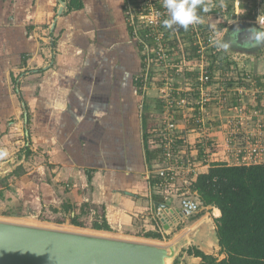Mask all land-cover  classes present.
I'll use <instances>...</instances> for the list:
<instances>
[{
  "label": "crops",
  "instance_id": "crops-1",
  "mask_svg": "<svg viewBox=\"0 0 264 264\" xmlns=\"http://www.w3.org/2000/svg\"><path fill=\"white\" fill-rule=\"evenodd\" d=\"M126 1L82 0V8L68 12L64 2L58 13L60 0H0V170L9 169L6 176L19 165L26 169L9 192L37 213L69 202L72 214L92 220L104 206L110 230L100 231L154 242L159 239L143 234L167 233L186 219L175 190L192 176L179 172L167 200L151 182L158 178L159 155L148 161L146 148L154 149L162 106L157 96L146 98L156 86H143L142 49L127 24ZM232 58L264 70V56L253 64ZM241 95L233 89L229 102L236 104ZM241 98L260 113L232 118L233 111L212 108L208 155L199 147L194 118H175L195 166L193 179L215 162L239 164L249 138L259 150L252 156L264 163V131L249 137L264 118L263 106L251 95ZM159 207L167 213L164 221ZM206 208L213 220L220 215L218 208Z\"/></svg>",
  "mask_w": 264,
  "mask_h": 264
},
{
  "label": "built area",
  "instance_id": "built-area-1",
  "mask_svg": "<svg viewBox=\"0 0 264 264\" xmlns=\"http://www.w3.org/2000/svg\"><path fill=\"white\" fill-rule=\"evenodd\" d=\"M203 3L209 11L202 12L199 24L189 26L184 34L180 33L179 26L174 25V32L169 35L161 29L164 17H168L163 0H127L125 4L127 24L142 49L143 86H156L157 99L162 106L160 118L163 121L154 130L151 143L154 148L159 149L156 185L162 190L163 200H167L172 193L179 172L192 176L188 180L184 177L182 188L176 187L175 190L180 196L181 219L197 213L200 201L194 192L189 191V184L194 180L195 166L185 147V138L177 132L175 118H194L199 147L208 155L211 154L213 145V127L206 118H213L210 113L212 108L233 111L232 118H251L260 111L254 107L247 109L241 98L242 95H251L264 109V70L255 74L251 68L236 64L231 55H228V64L215 60L213 72L207 68L208 59L217 50L211 41L222 37L233 23L249 21L264 28V0H203ZM241 9L248 10L250 18H240ZM213 19H218V25L221 24L222 28L215 25ZM188 46L193 50L186 52ZM241 68L244 71L240 76L243 84L236 80L239 77H235L233 73ZM231 80L235 82L232 83ZM233 89L242 94L237 96L236 104L229 102V94ZM262 130L264 131V118H258L249 137H257L258 131ZM230 139L231 137L227 138L229 149ZM250 143L249 138V148L238 160L239 164L259 163L251 154L259 151L257 145L255 143L251 146ZM162 211L164 209L159 207L156 214L162 216Z\"/></svg>",
  "mask_w": 264,
  "mask_h": 264
},
{
  "label": "trees",
  "instance_id": "trees-1",
  "mask_svg": "<svg viewBox=\"0 0 264 264\" xmlns=\"http://www.w3.org/2000/svg\"><path fill=\"white\" fill-rule=\"evenodd\" d=\"M66 3V11L82 8V0H62ZM200 11V16L202 17ZM242 19L250 18V12L245 9L239 11ZM168 17H164L167 19ZM163 19V20H164ZM166 35L173 34V29H166L161 25ZM180 33H185L179 27ZM186 52L193 48L188 46ZM225 52V53H224ZM218 60L228 64L226 51L216 50L207 61L208 70H212L213 62ZM223 66V64H221ZM236 72V73H235ZM234 73L240 84L243 80V68ZM255 73V71L253 70ZM250 74V73H249ZM256 74V73H255ZM245 75V74H244ZM252 75V74H251ZM255 77V75H252ZM234 83V80H231ZM257 82V81H256ZM181 141V140H180ZM148 161L159 155V149L152 151L146 148ZM26 173V169L19 165L9 174L0 178V215L7 217H20L31 214L23 204L4 203L5 193L10 190V183L16 177ZM158 178L152 179L154 183ZM189 191L194 192L203 207L213 206L220 210V215L214 219L221 245V253L225 256L220 260L211 255H205L200 250L195 254L202 257L200 264H264V163L234 164L215 162L207 171L198 173L189 184ZM71 203L62 202L59 208L50 206L48 214L44 209L35 213L38 219L48 220L57 224L68 222L80 228L95 230H110L107 223L104 206L96 208L92 220L71 213ZM202 213L193 215L191 220L198 219ZM82 217V218H81ZM145 237L162 239L161 233L148 231Z\"/></svg>",
  "mask_w": 264,
  "mask_h": 264
},
{
  "label": "water",
  "instance_id": "water-1",
  "mask_svg": "<svg viewBox=\"0 0 264 264\" xmlns=\"http://www.w3.org/2000/svg\"><path fill=\"white\" fill-rule=\"evenodd\" d=\"M60 1L58 13L64 7V1ZM237 28L240 29L238 43L233 41L226 52L236 58L261 55L264 44L242 46L249 29L260 27L253 22L237 21L222 37L229 39ZM159 217L164 221L166 211ZM192 246L205 255L221 254L211 216H203L167 244L0 219V264H200L201 256L187 252Z\"/></svg>",
  "mask_w": 264,
  "mask_h": 264
},
{
  "label": "clouds",
  "instance_id": "clouds-1",
  "mask_svg": "<svg viewBox=\"0 0 264 264\" xmlns=\"http://www.w3.org/2000/svg\"><path fill=\"white\" fill-rule=\"evenodd\" d=\"M163 7L168 12V18L162 21L163 27L173 29V26L182 27L185 31L189 26L196 25L201 22L200 11L207 13L209 9L204 6L203 0H163ZM240 29L237 28L231 33L229 39L217 37L211 41V44L217 50L227 51L232 47V42L238 43V34ZM264 44V28L259 30L249 29V35L245 39L242 46L256 47Z\"/></svg>",
  "mask_w": 264,
  "mask_h": 264
},
{
  "label": "rangeland",
  "instance_id": "rangeland-1",
  "mask_svg": "<svg viewBox=\"0 0 264 264\" xmlns=\"http://www.w3.org/2000/svg\"><path fill=\"white\" fill-rule=\"evenodd\" d=\"M260 56L263 57L264 53L262 55H260ZM255 58L256 57H254V59H253V57L252 58L251 57H247V58H242L241 57L240 59L241 60L245 59V60H247L248 63L253 64V61L255 60ZM262 60H264V58H262ZM239 66H242V65H239ZM156 96H157V90L156 89H148L147 94H146V98L147 99H150V98L152 99V98H154ZM8 171H9V169H7L5 171L0 170V176H3ZM8 192L6 194L7 200L6 201L4 200V203L10 204V205L22 204L20 197H14V194L12 192H9V193ZM191 195H193V194H191ZM27 209H29L31 214L25 215V216H20V217H12V216L7 217V216H1L0 215V219L10 220V221L20 222V223H26V224H32V225H40V226H47V227H54V228H61V229L76 230V231H81V232H89V233H95V234H100V235L116 236V237H119V238H127V239H134V240H142L143 239L140 234H133V233L129 234L128 232H125L123 234L125 236L124 237L122 235H117V234H107L106 232H102L100 230H93V229H88V228H80V227H77V226L70 225L68 222H65L63 224H57V223L52 222V221L41 220V219H38L37 215L35 214L37 212H36L34 207L29 206V207H27ZM207 211H208V209L206 207H203L202 205H200L199 211L194 214V215H196V214L202 213V215L198 219L191 220V217L193 215L190 216V217H187L184 221H181L180 223H178L173 228V230L168 231L167 233H165V232L162 233L163 234L162 235L163 236L162 239L155 240L154 242L160 243V244L170 243L171 241L176 239L178 236H180L183 232H185V230H187L195 222H197L203 216H205L207 214ZM142 241H144V240H142ZM224 256H225L224 253L219 254V257H218L217 260H220Z\"/></svg>",
  "mask_w": 264,
  "mask_h": 264
},
{
  "label": "flooded vegetation",
  "instance_id": "flooded-vegetation-1",
  "mask_svg": "<svg viewBox=\"0 0 264 264\" xmlns=\"http://www.w3.org/2000/svg\"><path fill=\"white\" fill-rule=\"evenodd\" d=\"M198 249L196 248V247H194V246H192V247H189V249L187 250V252L189 253V254H194V255H196L195 254V252L197 251ZM197 256V255H196ZM199 256V255H198ZM202 258V257H201ZM202 262V261H201Z\"/></svg>",
  "mask_w": 264,
  "mask_h": 264
}]
</instances>
